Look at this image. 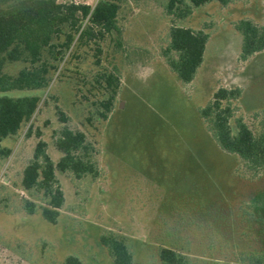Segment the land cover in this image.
<instances>
[{"label":"rangeland","instance_id":"374dc122","mask_svg":"<svg viewBox=\"0 0 264 264\" xmlns=\"http://www.w3.org/2000/svg\"><path fill=\"white\" fill-rule=\"evenodd\" d=\"M57 1L93 7L98 0ZM167 1L126 0L117 16L119 33L107 35L100 52L79 47L77 58L62 64L61 77L53 76L30 121V137L29 122L4 140L11 154L0 161V264H61L69 255L84 264H113L101 243L109 234L124 242L132 264H162L158 250L173 238L191 264H243L246 254L262 248L254 200L264 197V178H252L238 158L219 150L197 110L217 88L237 87L234 117L260 127L264 53L241 61L234 24L250 19L264 25V0L210 2L176 21L209 35L189 84L177 80L161 55L172 25ZM21 67L5 71L14 75ZM108 72L120 84L113 110L102 120L95 103L103 92L95 78ZM25 94L36 93H8ZM64 126L84 132L93 144L98 176L56 173L64 203L51 224L38 209L25 211L26 200L40 205L43 196L24 192L19 183L38 140L57 160L53 139Z\"/></svg>","mask_w":264,"mask_h":264},{"label":"trees","instance_id":"16d2710c","mask_svg":"<svg viewBox=\"0 0 264 264\" xmlns=\"http://www.w3.org/2000/svg\"><path fill=\"white\" fill-rule=\"evenodd\" d=\"M126 0H98L93 7L83 3L58 2L57 0H14L0 5V161L6 160L11 149L4 140L18 135L29 124L53 76L62 74L67 58H77L79 47L94 46L100 52V43L107 35L119 33L117 16ZM168 0L165 11L172 18L168 42L161 52L169 71L182 84H189L203 62L209 35L176 24L183 21L191 8L210 2L224 5L228 0ZM241 36L240 60L264 53V25L250 19L234 24ZM20 63L14 74L5 71L8 65ZM63 64V66H62ZM62 66V67H60ZM61 77V76H60ZM96 88L103 98L96 101L99 118L107 120L114 107L119 89L118 75L108 72L95 78ZM11 92H35L10 96ZM40 93V94H37ZM47 93L43 103L50 98ZM241 96V89L219 87L210 99L197 110L206 131L219 150L238 158L252 178H264V112L260 127L252 129L241 117H234L232 102ZM256 116V115H255ZM32 133L30 122L25 137ZM53 148L59 157L53 161L47 153V144L38 140L32 158L24 166L20 189L32 194L40 191V205L25 201V211L32 214L38 209L42 217L56 224L63 207L64 195L57 182L56 173H69L76 179L84 176L96 178L98 170L93 160L95 147L84 132L62 127L53 139ZM256 220L263 244L260 251L245 255L243 264H264V197L255 196ZM170 238V237H166ZM174 239V240H173ZM168 239L158 250L162 264H191L190 256L176 247L175 238ZM113 264H132V255L124 242L109 234L101 237ZM61 264H84L75 256H66Z\"/></svg>","mask_w":264,"mask_h":264},{"label":"water","instance_id":"95a60500","mask_svg":"<svg viewBox=\"0 0 264 264\" xmlns=\"http://www.w3.org/2000/svg\"><path fill=\"white\" fill-rule=\"evenodd\" d=\"M119 105L122 106V103H120Z\"/></svg>","mask_w":264,"mask_h":264}]
</instances>
